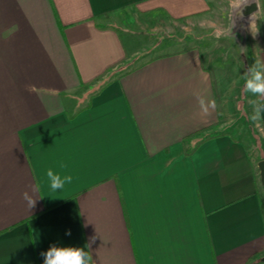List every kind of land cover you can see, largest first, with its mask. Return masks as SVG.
<instances>
[{"label": "crops", "instance_id": "obj_1", "mask_svg": "<svg viewBox=\"0 0 264 264\" xmlns=\"http://www.w3.org/2000/svg\"><path fill=\"white\" fill-rule=\"evenodd\" d=\"M212 2L0 0V264L88 244L93 264H264V116L251 137L236 129L202 52L155 56L90 88L137 56L121 30ZM251 56L264 61V44ZM198 96L216 108L203 115ZM49 168L72 183L52 192Z\"/></svg>", "mask_w": 264, "mask_h": 264}, {"label": "rangeland", "instance_id": "obj_2", "mask_svg": "<svg viewBox=\"0 0 264 264\" xmlns=\"http://www.w3.org/2000/svg\"><path fill=\"white\" fill-rule=\"evenodd\" d=\"M210 6L211 9L203 15L181 20H165V23L157 22L152 26L142 25L133 34L121 30L125 40L129 41V37H132L131 47L133 46L138 54L130 64L127 63L119 70L107 73L106 78L91 85L92 91L98 90L104 82L131 66L155 56L195 48L202 52L205 64L213 73L220 106L237 119L236 129L249 137L258 132L261 128L260 121L253 123L248 118L252 113L248 107L252 100L250 94L245 96L243 93V75L252 65L251 55L257 53L264 44V0H259L260 11L257 14L259 31L255 36L248 28V18H237L234 15L232 35L216 39L211 35L214 30L209 22L227 27L231 24V19L227 10V0H213ZM101 22L119 25L118 22L121 21L114 17H104ZM86 91L80 103H85L88 99L89 92Z\"/></svg>", "mask_w": 264, "mask_h": 264}, {"label": "clouds", "instance_id": "obj_3", "mask_svg": "<svg viewBox=\"0 0 264 264\" xmlns=\"http://www.w3.org/2000/svg\"><path fill=\"white\" fill-rule=\"evenodd\" d=\"M249 2L250 0H227V10L230 15L231 24L226 27L222 24L210 21L209 24L214 30L211 35H214L216 39L232 35V28L234 26L233 16L238 14L243 18V7ZM256 2L259 7V0H256ZM259 11L260 7L257 12L252 13L248 18V28L253 36L259 31L257 27V14ZM243 80L244 95L248 96L250 94L251 96L258 98L257 100L250 101L253 111L248 117L250 121L256 123L261 120L262 116H264V61L256 59L243 75ZM197 99L203 115L210 114L209 110L216 108L215 100H207V103H205L204 97L198 96ZM46 178L48 187L52 192L64 189L65 185L71 184L73 181L71 175L61 176L51 168L46 170ZM40 187V184L33 185L32 192H38ZM23 198L27 202V206L30 210L35 207L37 199H34L32 195L25 192L23 193ZM66 234L70 235L71 233L68 231ZM91 240L94 242L95 237H92ZM85 247L90 248V244L85 245ZM85 247L52 245L46 252L41 253L43 264H93L92 256L88 251H85Z\"/></svg>", "mask_w": 264, "mask_h": 264}, {"label": "water", "instance_id": "obj_4", "mask_svg": "<svg viewBox=\"0 0 264 264\" xmlns=\"http://www.w3.org/2000/svg\"><path fill=\"white\" fill-rule=\"evenodd\" d=\"M258 10H259V7H258L256 0H251L247 5L243 7V10H242L243 18L244 19L249 18V16H251L252 13L257 12ZM236 16L237 18H241V16L238 14H236ZM258 167L260 169L261 179H262V183L264 186V158L259 161Z\"/></svg>", "mask_w": 264, "mask_h": 264}]
</instances>
